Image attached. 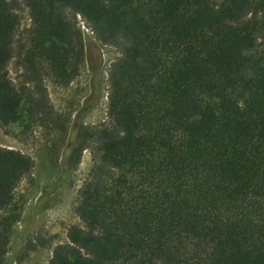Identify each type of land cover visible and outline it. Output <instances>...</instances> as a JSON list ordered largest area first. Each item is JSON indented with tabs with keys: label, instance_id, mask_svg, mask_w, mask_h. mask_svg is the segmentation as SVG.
<instances>
[{
	"label": "trees",
	"instance_id": "1",
	"mask_svg": "<svg viewBox=\"0 0 264 264\" xmlns=\"http://www.w3.org/2000/svg\"><path fill=\"white\" fill-rule=\"evenodd\" d=\"M0 0V125L42 112L8 76L67 85L85 61L79 17L118 55L107 122L67 243L46 264H264V0ZM20 37V38H19ZM84 149V147L82 148ZM28 156L0 147V264Z\"/></svg>",
	"mask_w": 264,
	"mask_h": 264
},
{
	"label": "rangeland",
	"instance_id": "2",
	"mask_svg": "<svg viewBox=\"0 0 264 264\" xmlns=\"http://www.w3.org/2000/svg\"><path fill=\"white\" fill-rule=\"evenodd\" d=\"M15 1L21 36L30 19L20 0ZM77 27L84 37L85 61L67 85H57L44 72L29 81L15 58L7 65L13 84L25 87L44 108L31 118L0 125V147L14 149L32 161L31 170L14 190L21 214L3 264H46L52 249L67 243V229L82 225L74 206L93 163V147L88 135L78 132L107 122V68L118 52L94 40L79 17Z\"/></svg>",
	"mask_w": 264,
	"mask_h": 264
}]
</instances>
